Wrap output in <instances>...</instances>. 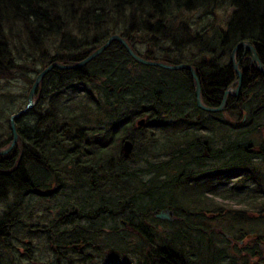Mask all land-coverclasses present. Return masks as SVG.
Masks as SVG:
<instances>
[{"label":"trees","instance_id":"1","mask_svg":"<svg viewBox=\"0 0 264 264\" xmlns=\"http://www.w3.org/2000/svg\"><path fill=\"white\" fill-rule=\"evenodd\" d=\"M218 1L0 0V149L11 142V117L25 108L28 87L40 70L52 63L81 62L117 34L144 59L194 67L203 103L219 107L224 92L237 85L231 54L238 44L253 45L264 65V0H222L226 11H220ZM191 10L200 13V21L193 20ZM223 21V26L217 23ZM184 22L188 27L183 28ZM143 30L154 42L159 37L158 54L139 52L135 38ZM187 47L192 60L184 55ZM242 54H236L243 72L240 96H229L218 113L198 108L187 70L141 65L117 41L80 69L50 73L36 106L15 119L17 150L0 156V251L10 250L22 237L32 247V217L46 212L47 226L37 232V240L51 244L59 260L70 251L78 253L75 244H82L90 252L81 253L92 258L99 251L96 244L120 249L121 240L135 236L139 246L130 250L142 260L253 264L248 259L258 257L257 264H264V143L251 137L264 130V76L250 58L244 60L250 53ZM16 80L21 93L13 89ZM138 116L146 117L145 126H136ZM177 128L190 131L189 141H176ZM130 129H160L167 139L158 147L168 151L174 146L166 159L145 162L148 179L125 167L124 140L129 136L135 149L139 142L127 135ZM202 130L209 131L204 141H192L200 136L194 131ZM148 142L156 149L155 137ZM254 163L263 164V170H254ZM238 177L231 188L220 190ZM179 190L180 198L195 207L182 205ZM110 193L114 198L107 197ZM130 193L139 200L128 198ZM218 200L242 208L225 211ZM75 202L79 214L70 213ZM166 208H174L181 221L155 217ZM127 210L134 215L141 211L139 222ZM117 214L138 225L123 228ZM143 217L154 224L147 235L157 228L164 235L163 247H152L150 256L138 250L145 245L137 233ZM252 235L247 246L240 245Z\"/></svg>","mask_w":264,"mask_h":264},{"label":"rangeland","instance_id":"2","mask_svg":"<svg viewBox=\"0 0 264 264\" xmlns=\"http://www.w3.org/2000/svg\"><path fill=\"white\" fill-rule=\"evenodd\" d=\"M221 1L222 0H219L218 3H217V6H218V8H220V11L221 10H225V11L229 10L227 8V6H226V3L221 2ZM189 12H190L189 14H191L193 16V20H195V22L200 21V13H198V11L191 10ZM185 17L188 18L187 15H185ZM219 20H223V19H219ZM201 21L206 22L207 20L204 19V20H201ZM224 22L225 21L217 22V23H220V25L223 26ZM182 24L184 26L183 28L188 27L186 22H184ZM184 33H186V32H184ZM117 35H120V34H117ZM187 37L188 36L186 34H184V38L187 39ZM108 39L106 38V40H108ZM158 41H159V37H158V40L156 42H154V41H152L151 35H149L148 32H146L144 30L138 32V34L136 35V38H135V42H136V45H137V48H138L139 52L144 54V55H151V56H154V54H156V53L158 54V50H159V46H157L158 45V43H157ZM243 49L244 48H241L240 50H243ZM184 55H185V57H188V58L191 57V60L193 59V57H192L193 56V51L191 50L190 47L186 48V52H185ZM242 55H243L242 57H244L246 54H244V52H243ZM244 60L245 61L246 60L249 61L250 59L248 60V58H244ZM250 62H251V60H250ZM18 81L16 83H13V89H14V91L16 93H21L22 90H23L22 89L23 86H20L19 85L20 82H18ZM41 84H42V82L39 84V86L37 88V91H36V94H35V98H34L35 105H34V107L36 106V103H37V100H38L36 97H37V94H38V90L41 88ZM0 85L3 86L2 81L0 82ZM30 88L31 87H28V94H29ZM231 88H232V93H234V90H236L237 86H235V84H234ZM49 106H50V104H49ZM20 111H22V110H20ZM142 120H144V122L146 124V117L138 116V120L136 122V126L137 127L145 126V124L141 125L139 123ZM159 130L160 129L147 130L145 132L144 131H140V132H136V133H131L132 129H130L129 133L127 134V135H133L134 138L136 140H138L139 142L137 144V148L131 153L129 158H126L124 156L125 157V167H129V169L131 171L137 172L138 176L143 175L144 179H148L149 178V176H147V173H146V170L148 169V163L146 164L145 162L146 161H148V162H158V161L164 160V159H166L168 157V155H169L168 153H170L168 151H171L172 150L171 148H174V146H170L168 151H165V150H167L166 148L158 147L159 145L165 143V141L167 139L166 136H165L166 133L162 134ZM176 130L177 131H174V133L178 137L177 140H176L177 142L185 143V142L189 141L190 135H191L189 130H186V129H183V128L179 129V130L177 128ZM194 133L195 134H199L200 136H199L198 139H194L192 141H196V140L204 141L205 136L209 133V131L208 130H202V131H200L198 133L196 131H194ZM93 137H94V135L92 136V138ZM153 137H155L156 149L154 147H151L150 143L148 142V140L149 141L152 140ZM251 137H253V140L255 142L256 141H261L262 143H264V130L255 131L254 135H252ZM126 139H128V140L133 142V140L130 139L129 136H127ZM133 143H134V147H135L136 144H135V142H133ZM181 147H183V146H181ZM217 148L219 149L220 147L215 146V149H217ZM177 149H180L178 147V143H177ZM134 153L136 155H134ZM254 164H255L254 166L256 167L257 164L256 163H254ZM257 167L258 168H254L253 167V169L254 170L257 169V171L263 170V164H260ZM239 178H241V177L235 178L232 181H228L227 184H225L222 187H220V190H222V191H224L226 189L228 190L229 188H231L232 185H234L239 180ZM248 184H249V188H251L252 182H248ZM176 195H178L177 199L178 200L180 199L179 201L182 202V205L195 207V206H193V204L188 199H186V197L180 198L181 197V190H179ZM235 199H238V198H235ZM260 201L262 203L264 202L262 200H260ZM217 204L219 206H222L225 211H229V210H233V209L241 210V208H242L241 205H240L241 206L240 207L239 205L232 203L231 200L230 201H228V200H225V201L218 200ZM169 210L172 213V215L170 216L172 220L171 221L164 220V222L175 223L176 221H181L182 217L177 216V214L175 213L174 208L173 209H169ZM1 213H2V207L0 205V214ZM146 213H148V211ZM141 214H142L141 211H138V212H136L135 215H133V217L135 218V220H138V218H140ZM46 215H48L46 212L45 213H36L35 216L32 217L31 225H30V228H29V229H31V232H32L31 233L32 237H30L31 238L30 242H31V246L32 247H30V248H28V246L26 247V245H28V239L29 238L28 239H23V237H22L23 243H20V241L22 239L20 241L15 239L11 243L12 246H10L11 247L10 250L7 251L5 249H2L0 251L1 252L0 253L1 254L0 255V260L2 258H4V260H8V261H5V264H167L168 263V260H154V259L142 260L137 255V252L132 253L130 249L139 246L138 243H139L140 239H137L135 236L132 237V239L130 237H127L126 238L127 240L126 239L121 240L119 242L121 244L120 245V247H121L120 249H118L116 247V245L114 246L111 243L102 244L100 246V248H99V245L96 244V248L99 249V251H97L95 253L94 257H92V258H90V257L85 258L84 255L81 253L82 250L85 251V252H90V251H88V249L83 247L82 244H75L73 247L77 251L79 250V252L75 254L74 251H70V253H69L70 256L66 254L67 255L66 259L59 260L57 258V256H54V254L52 253L51 244H48V242L47 241L45 242L44 240H37V238H38V233L37 232H42L43 225L47 226L46 223H43L45 221ZM38 216H39V218H38ZM210 216H211L210 214H207V217H210ZM253 216H256V214H254ZM118 221H119V223H121V221H124L125 224H123L124 225L123 228H129V227L132 226V221L131 220L127 221V220H124L122 218H119ZM40 222H42V223H40ZM138 222H139V220H138ZM138 222H136L135 226L138 225ZM140 222H141V226L142 227L140 229H138L137 233H141V237L140 238H143L145 245L138 247V250L143 249V250H141L139 252H142V255H144V256H150L151 255V251H152V247L153 248L154 247L158 248V247H160V245H161V247H163V245H162V237L164 235L162 234V228H157L158 232L155 231V232L149 233L147 235V233L149 232V229L150 228H154V224L152 223V221H150L148 218H145V217L141 218ZM129 229L131 230V228H129ZM126 230L127 229H125V231ZM120 231H122V229H120ZM46 232L48 233V231H46ZM122 232L125 233L124 231H122ZM128 233H129V230H128ZM142 233L144 234L145 237H143ZM49 235L50 234H47L44 238L46 240H48ZM146 236H149L150 238L147 239ZM228 236L230 237L231 235L228 234ZM253 237L255 238V235H252L249 239H246V241H244L243 243H240V245H242V246L246 245L247 246L249 244V242H250V239L252 240ZM111 241L112 242L114 241L113 238L111 239ZM176 244H177V242H176ZM226 247H227V245H226ZM190 249H191V247H189L188 250L191 251ZM260 249H261V251H264V246L261 245ZM3 250H5L6 252H4ZM155 252L156 251L152 252V255H154ZM228 253L232 254V249L231 250L229 249ZM20 256H22V257H20ZM187 260H189V259H187ZM227 260H230V258H228ZM248 260L253 261V264H257L258 261H259V258L255 257V258H251V259H248ZM181 262H182V264L184 263L183 260H181L180 263ZM238 264H239V262H238Z\"/></svg>","mask_w":264,"mask_h":264},{"label":"water","instance_id":"3","mask_svg":"<svg viewBox=\"0 0 264 264\" xmlns=\"http://www.w3.org/2000/svg\"><path fill=\"white\" fill-rule=\"evenodd\" d=\"M114 41L121 43L123 45V47L125 48V50L127 51V53L136 62H138L139 64H142L144 66L157 67V68H162V69L172 70V71H178V70H182V69L187 70L191 74L192 81L195 84L196 104H197L199 109H201L205 112H210V113L221 112L225 109V106L227 104V100H228L229 96L233 95V96L238 97L240 95L242 82H243V73L239 69V64L236 62V53L241 48H244L245 50H248L251 53V63L254 65L255 69L264 76V65L261 62V60L259 59L254 46L251 45L250 43H246V42H242V43L238 44L235 47V49L233 50L232 56H231L232 66L238 75V86H237L236 90H234V94L232 93V89L225 91L222 102H221L219 107H217V108L208 107V106L204 105L202 102L201 85H200V81L198 79L197 72L194 69V67H192L188 64L170 65V64L163 63V62L146 60V59L140 57L138 54H136L125 39H123L122 37H120L118 35H114V36L110 37L109 40L102 47L98 48L96 51H94L91 55H89L86 59H84L81 62H78V63L73 64V65H64V64H58V63H52L49 65L48 68L43 70V72L36 78L35 83L33 84L31 90L29 91L26 108L23 111H21L18 114L13 115L11 117V131H12V136H13L12 146H11V148L7 149L6 151H0V155H5V154L9 153L10 150L12 149V147L17 144L19 136H18V132L16 129L15 119L18 118L19 116H21L22 113H24L27 110H30L34 107V105H35L34 98H35L36 90H37L40 82L42 81V78L45 75L51 69H54V68H59L61 70L80 69V68L86 66L87 64H89L95 58H97L100 54L105 52ZM139 123L141 125L145 124L144 120L140 121ZM133 147L134 146H133L132 141H130L128 139L124 141L123 151H124V156L126 158H129V156L131 155V153L133 151ZM171 214H172L171 211L169 209H166L164 211H161L156 217H157V219H160V220L171 221L172 220L170 217Z\"/></svg>","mask_w":264,"mask_h":264},{"label":"bare ground","instance_id":"4","mask_svg":"<svg viewBox=\"0 0 264 264\" xmlns=\"http://www.w3.org/2000/svg\"><path fill=\"white\" fill-rule=\"evenodd\" d=\"M103 46V45H102ZM102 46H100V47H102ZM99 47V48H100ZM101 55V54H100ZM58 64H61V63H58ZM49 67V65L48 66H46L45 68H43L42 70H40L39 72H38V74H37V76H36V78L43 72V70L44 69H46V68H48ZM55 69H59V68H54V69H51L43 78H42V81L41 82H43V80L50 74V73H52ZM59 70H61V69H59ZM36 78H35V80H36ZM35 80H34V83H35ZM40 82V83H41ZM33 83V84H34ZM33 84H32V86H33ZM32 86H31V88H32ZM31 88H30V90H31ZM37 91V90H36ZM28 98V97H27ZM27 105V104H26ZM25 108H26V106H25ZM24 108V109H25ZM24 109H22V111L24 110ZM28 111V110H27ZM26 111V112H27ZM21 112V111H20ZM25 113V112H24ZM23 114V113H22ZM12 141H13V138H12V140H11V142L6 146V147H4V148H2V149H0V151H6L7 149H9V148H11V146H12ZM133 143V142H132ZM133 146H134V143H133ZM17 150V144L16 145H14L13 147H12V149L10 150V152L9 153H7V154H5V155H8V154H10V153H12V152H15ZM135 150V148L133 147V151ZM132 151V152H133ZM5 155H0V156H5ZM134 155H136L135 153H134ZM88 190H90V188L88 189ZM107 197L108 198H114V195H112L111 193L110 194H108L107 195ZM133 196H132V193H130L129 194V197L128 198H132ZM57 198V197H56ZM58 202H61V198H59L58 197ZM139 200V198H132V201H138ZM1 205V204H0ZM129 206V205H128ZM1 207H2V205H1ZM129 208V207H128ZM69 210H71V212L70 213H75V214H79V212H80V208H79V204L77 203V202H75L74 203V205L72 206V208L71 209H69ZM126 213L130 216V215H134L133 214V212L131 211H129V210H127L126 211ZM1 215V214H0ZM117 216L118 217H120V218H124L123 217V215L122 214H117ZM135 224L136 223H132V226H135ZM69 230H71L72 228H71V226L69 225L68 227H67ZM234 239L232 238L231 239V241H233Z\"/></svg>","mask_w":264,"mask_h":264},{"label":"flooded vegetation","instance_id":"5","mask_svg":"<svg viewBox=\"0 0 264 264\" xmlns=\"http://www.w3.org/2000/svg\"><path fill=\"white\" fill-rule=\"evenodd\" d=\"M242 51L244 52V54H246V52H247L245 49H243ZM249 58H250V57H248V59H249ZM250 64L253 66V64H252L251 62H250Z\"/></svg>","mask_w":264,"mask_h":264}]
</instances>
